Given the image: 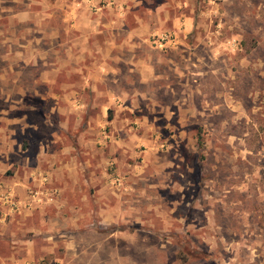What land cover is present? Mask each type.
Returning a JSON list of instances; mask_svg holds the SVG:
<instances>
[{
    "label": "rangeland",
    "instance_id": "374dc122",
    "mask_svg": "<svg viewBox=\"0 0 264 264\" xmlns=\"http://www.w3.org/2000/svg\"><path fill=\"white\" fill-rule=\"evenodd\" d=\"M0 264H264V0H0Z\"/></svg>",
    "mask_w": 264,
    "mask_h": 264
}]
</instances>
